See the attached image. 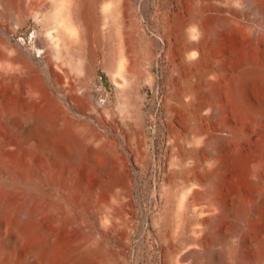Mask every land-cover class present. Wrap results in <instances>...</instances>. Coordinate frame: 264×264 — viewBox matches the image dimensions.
<instances>
[{"label":"bare ground","instance_id":"1","mask_svg":"<svg viewBox=\"0 0 264 264\" xmlns=\"http://www.w3.org/2000/svg\"><path fill=\"white\" fill-rule=\"evenodd\" d=\"M150 1L163 33L142 26ZM0 6L13 32L30 18L43 27L26 51L0 43V264H125L123 230L136 235L137 264L156 248L148 217L161 264H264V0ZM242 15L247 40L228 45ZM96 52L112 111L95 84ZM157 57L162 86L150 73ZM139 65L150 110L164 116L160 163L144 136L146 95L137 79L124 84ZM148 163L159 209L130 196L129 172L144 180Z\"/></svg>","mask_w":264,"mask_h":264},{"label":"rangeland","instance_id":"2","mask_svg":"<svg viewBox=\"0 0 264 264\" xmlns=\"http://www.w3.org/2000/svg\"><path fill=\"white\" fill-rule=\"evenodd\" d=\"M238 3L241 2V0H237ZM165 6V7H163ZM235 7L238 10H241V5H235ZM165 8V9H164ZM148 10H146V13L144 15L145 20L142 23V26L145 27V29L150 32V30H156L158 29L161 33L164 32L163 24L159 23L156 25L155 22L152 21L153 15H155V9L153 6V2L150 1L148 3ZM167 9V5L165 4H160L159 7V13H164ZM1 10V6H0ZM161 10V11H160ZM227 15V14H226ZM0 43H4L7 47H10V49H13L14 47H19L21 51H26L27 49L32 48V41L30 39L31 34L36 31L40 34L43 32V27L40 23H37L36 20L30 18L25 22V25L22 26L21 28L15 30L14 32L11 31L10 26L8 25V22L2 18H0ZM154 24V25H153ZM154 27V28H153ZM249 27V21L245 16H240L239 19V24L233 28L229 33H228V45L231 46H243L247 40V34H246V29ZM2 30L4 32H2ZM7 33L6 35H3L4 33ZM7 38V39H6ZM9 42V43H8ZM20 44V45H19ZM14 46V47H13ZM39 51H45L44 48H38ZM94 65H93V71H94V76H95V84L96 85H101L104 90L107 92L109 95V100H110V105L109 109L112 111L115 109V102L113 100V85L110 82L108 75L100 68L101 62H102V54L100 52H96L94 54ZM34 61L38 65V69H42V64L38 63L39 57L35 56ZM2 66V58L0 56V67ZM40 67V68H39ZM166 65L159 60V57L157 59H154L152 62V65L150 67V73L154 75L157 80L159 85H163V82L166 80ZM144 71V66L139 65L135 69H133L132 74H131V79L128 80V82H125L126 86H130L131 82L137 79L142 75ZM138 87L143 94L146 95V103L147 101L150 102L152 100V91L148 88H144V83L138 81ZM46 84L42 82L41 86L46 87ZM143 88V89H142ZM144 119H145V130H144V136L147 138V143H148V150L149 152H153L154 157L156 160L159 161V163L162 160V157L164 155L165 151V144H166V139L164 137V116L162 112L158 109V107L153 108V110H150V105L147 103L145 108H144ZM154 116V119H151V116ZM120 131H118L119 133ZM121 133V132H120ZM149 164V165H148ZM146 165V175L144 176L146 179H138L134 173V171L129 172V178L131 181V187H130V196L132 198L138 197L140 199L141 204L143 207L148 208L151 210L155 205L157 206V209H159L161 203L159 200L158 195L155 196L154 202H153V195L152 191L154 189L153 181L150 179L154 174H157L155 171L152 169V164L148 163ZM156 166V165H154ZM137 172H140V170H137ZM151 176V177H150ZM143 177V178H144ZM149 179V180H148ZM148 180V183L146 184V181ZM150 185V186H149ZM151 188V189H150ZM152 199V200H151ZM153 202V203H152ZM151 214V211H150ZM137 213L134 214V216L137 218ZM144 228L147 229L146 232L151 233L150 237V242L155 241L156 248L154 251H148L147 247H144L141 251V255L139 259L137 260V264H161L160 259H159V247L158 244H156V234L155 231L152 228L151 225V218L148 217L145 220V225ZM125 237V241H127V245L124 246L125 249V264H136L133 259H131V247L133 246L134 241L136 240V235L135 233H129L121 232V235ZM129 236V237H128ZM144 238L142 239L143 243L146 244L147 237L143 236ZM129 244V245H128ZM128 246V247H127ZM108 247L113 251L121 250L123 249V244H120L116 242L115 240L109 241ZM123 251V250H122Z\"/></svg>","mask_w":264,"mask_h":264}]
</instances>
